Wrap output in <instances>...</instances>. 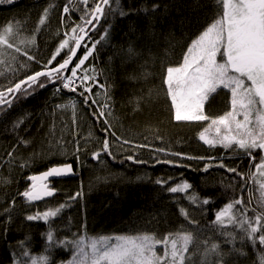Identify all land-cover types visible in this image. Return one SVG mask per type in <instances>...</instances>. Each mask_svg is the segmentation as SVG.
Returning <instances> with one entry per match:
<instances>
[{
    "label": "trees",
    "instance_id": "obj_1",
    "mask_svg": "<svg viewBox=\"0 0 264 264\" xmlns=\"http://www.w3.org/2000/svg\"><path fill=\"white\" fill-rule=\"evenodd\" d=\"M92 4L89 0V9ZM65 6L69 7L66 16L75 23L71 26L82 23V0H0V34L9 26L13 29L8 37L12 47L0 45V91L7 95L9 86L46 70L44 65L67 38L59 33V13ZM45 9L48 15L41 25ZM222 11V0H110L105 15L93 22L91 36L98 42L93 62L86 64L88 75L95 78L89 82L103 85V92L92 86L95 95L91 98L99 101V108L101 104L110 105L104 116L107 123L93 115L96 108L84 103L80 89L57 91L59 82L29 90L28 95L8 96L10 105L0 106L1 154L10 150L21 156L38 153L56 107L71 101L84 111L101 145L107 137L108 153L101 149V154L110 165L145 171V177L139 182L120 179L80 190L79 186L87 185L89 179L76 170L73 161L67 162L78 179L53 182L50 188L55 190L54 195L39 201L25 202L23 195L18 196L20 205L28 207L30 213L0 221V264H31L33 257L41 255L48 257V264H70L75 254L72 242L81 236L143 234L161 240L169 235H190L184 264H261L264 245L258 239L255 244L248 241L238 224L225 219L220 225L215 217L236 199L243 201L233 209L238 220L242 215L254 220L264 213V176L255 168L264 156L263 150L249 156L235 145L211 146L199 139L201 131L210 129L212 119L231 110L229 90L218 89L206 101L204 114L209 120L176 121L164 84L167 67L182 62L191 40ZM28 29L37 36L28 40ZM67 51L62 50L52 66L62 62ZM217 60L222 57L218 55ZM206 135L214 136V129ZM120 141H128L125 144L137 150L163 154L141 156L140 160L136 156L115 158L111 146ZM41 163H35L32 175L64 164ZM182 183L191 187L185 192L169 191ZM73 196L76 198L70 199ZM204 198H209L208 204L202 203ZM61 204L65 207L47 222L27 220L28 215L55 210ZM49 232L55 245L48 242ZM213 245L217 246L215 250ZM157 253L162 255L161 246H157Z\"/></svg>",
    "mask_w": 264,
    "mask_h": 264
},
{
    "label": "snow or ice",
    "instance_id": "obj_2",
    "mask_svg": "<svg viewBox=\"0 0 264 264\" xmlns=\"http://www.w3.org/2000/svg\"><path fill=\"white\" fill-rule=\"evenodd\" d=\"M8 2L11 3L12 0ZM82 3L85 6L84 15L80 18L82 23L72 26L70 35L65 34L67 38L59 43L55 53L44 65L46 70L36 71L9 86L6 89L7 95L0 91V106L10 105L8 96L14 93L28 95L31 94L29 90L34 92L57 82L60 85L57 91L70 89L77 92L80 89L79 94L84 97L86 105L92 107L99 103L91 98L95 93L87 83L95 78L90 77L83 66L93 55L98 42L94 41L90 47L86 46L87 39H90L89 32L94 28L93 22H98L105 15V7L109 6L110 0H93L90 9L89 0H82ZM222 6L223 11L219 18L191 40L182 63L167 67L164 84L167 85V95L171 99L176 121L209 120L204 114L205 102L212 94L217 93L218 89L229 90L231 110L211 120L210 129H214V136L206 135L210 130L206 128L199 133V139L211 146L232 148L235 145L251 156L255 150H264V0H222ZM63 12L69 13V7L65 6ZM47 15L48 10L45 9L39 21L41 25L45 23ZM12 32L11 26L4 29L3 34H0V45L12 47L8 41ZM82 47L85 54L70 67L74 58H77V50ZM64 49L68 51L63 61L52 66ZM218 55L222 57L221 61L217 60ZM29 59L33 57L29 56ZM68 72L70 75H65ZM81 72L84 74L80 75ZM109 108V104H101L100 111L94 112L93 115L97 118L104 117L108 114L106 109ZM240 116L243 119H237ZM109 147V141L105 137L101 145L102 151L108 153ZM76 151H80L79 146ZM100 155L101 152H94L93 158L98 159ZM255 168L264 176V156ZM72 172V166L64 164L51 167L40 176H31L29 179L32 184L22 195L28 201L52 197L55 190L49 187L48 178L61 177ZM190 187V184L182 183L170 187L169 191L185 192ZM75 198L76 196H73L70 199ZM193 199L195 202L196 198ZM202 203L208 204L209 198H204ZM242 203L240 199L228 203L217 213L216 222L224 225L227 219L229 224H238L248 241L255 244L258 239L259 244L264 245V213L255 216L254 220L243 215L238 220L233 209ZM64 207L65 205L61 204L55 210L28 215L27 220L47 222L50 217L57 216ZM47 239L49 244L55 245L51 232L48 233ZM191 240L190 235L179 234L175 237L165 236L162 240L149 234L88 239L81 236L72 242L75 254L70 264H184L185 253ZM157 246L162 247V255L157 253ZM216 248V245L212 246L213 250ZM31 264H48V257H33ZM261 264H264V257Z\"/></svg>",
    "mask_w": 264,
    "mask_h": 264
},
{
    "label": "rangeland",
    "instance_id": "obj_3",
    "mask_svg": "<svg viewBox=\"0 0 264 264\" xmlns=\"http://www.w3.org/2000/svg\"><path fill=\"white\" fill-rule=\"evenodd\" d=\"M134 55L131 54L130 56L133 57ZM86 64L83 68L89 74L90 69ZM87 83L91 86L89 81ZM94 107L96 111H100L97 104ZM101 118L105 121L104 117ZM237 119L241 118L237 117ZM125 134H128V132H125ZM201 142L203 143V141ZM77 146L80 147L79 152L76 151ZM101 149V139L80 106L71 101L59 104L46 135L38 145V153L31 156H21L12 150L8 151L7 154L0 153V221L9 220L19 213H30L28 207L20 205L18 196L20 197L27 189L25 186L29 182V177L33 176L32 170L36 162L61 161L67 163L73 161L76 170L78 172L83 171L84 178L89 179L87 185L79 186L80 190H84V188L91 189L96 185L109 184L120 179L134 183L145 177V171L142 170L133 171L127 166L123 168L111 166L102 154L98 159H94L93 153L101 152ZM147 150H137L121 141L111 146V153L115 158L136 156V158L139 157L137 160H140L141 156L151 158L153 153H161ZM177 157L186 158L183 156ZM192 160L195 159L192 158ZM23 199L28 202L24 196Z\"/></svg>",
    "mask_w": 264,
    "mask_h": 264
},
{
    "label": "bare ground",
    "instance_id": "obj_4",
    "mask_svg": "<svg viewBox=\"0 0 264 264\" xmlns=\"http://www.w3.org/2000/svg\"><path fill=\"white\" fill-rule=\"evenodd\" d=\"M72 2L75 3L76 0H72ZM28 7H29V6H28ZM57 12H58V11H57ZM68 14H69V13H64L63 11L59 13V26H60V27H59V33H60L61 36H64V37H67V35H65L66 33H67L68 35L71 34V31H70V28L72 27L71 25H75V23H74V21L72 20V18H69L68 16H66V15H68ZM67 21H69V22H67ZM68 29H69V30H68ZM93 29H94V28H92V30H93ZM92 30L89 32V37H90V39H87V41H86V46H88V47H90V46L92 45V43H93L94 41H96V40L91 36V32H92ZM28 31H29L28 40L33 39V38H35V37L37 36L36 33L33 32L32 30L28 29ZM96 45H97V43H96ZM96 45H95V46H96ZM94 58H95V51H93V55H92V58H91V63L93 62ZM98 90L102 92V89H98Z\"/></svg>",
    "mask_w": 264,
    "mask_h": 264
},
{
    "label": "water",
    "instance_id": "obj_5",
    "mask_svg": "<svg viewBox=\"0 0 264 264\" xmlns=\"http://www.w3.org/2000/svg\"><path fill=\"white\" fill-rule=\"evenodd\" d=\"M81 49V48H80ZM80 49L77 50V56H78V53L80 51ZM76 60V58H74L73 60V63L74 61ZM72 65H70L71 67ZM66 164H69V163H66ZM72 166V164H70ZM62 166V165H61ZM73 168V166H72ZM50 169V168H49ZM48 169V170H49ZM44 173V172H43ZM42 174V173H41ZM41 174H38V175H35V176H40ZM79 178V175L77 173H75L74 169H73V172L68 174V175H65V176H61V177H50L48 178V181L47 183H51V182H56V181H66V180H75V179H78ZM29 182L32 183V181L30 179H28Z\"/></svg>",
    "mask_w": 264,
    "mask_h": 264
},
{
    "label": "flooded vegetation",
    "instance_id": "obj_6",
    "mask_svg": "<svg viewBox=\"0 0 264 264\" xmlns=\"http://www.w3.org/2000/svg\"><path fill=\"white\" fill-rule=\"evenodd\" d=\"M30 186H31V184L30 183H28V185H27V189H29L30 188ZM52 185L51 184H49V187H51Z\"/></svg>",
    "mask_w": 264,
    "mask_h": 264
}]
</instances>
